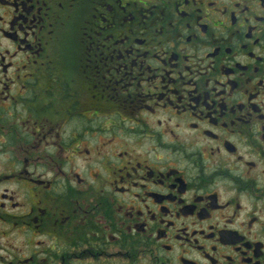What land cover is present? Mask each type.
<instances>
[{"label":"flooded vegetation","instance_id":"af4514ba","mask_svg":"<svg viewBox=\"0 0 264 264\" xmlns=\"http://www.w3.org/2000/svg\"><path fill=\"white\" fill-rule=\"evenodd\" d=\"M0 264H264V0H0Z\"/></svg>","mask_w":264,"mask_h":264}]
</instances>
